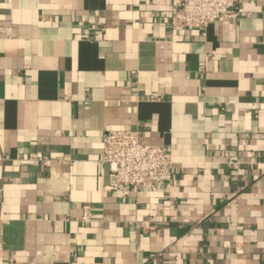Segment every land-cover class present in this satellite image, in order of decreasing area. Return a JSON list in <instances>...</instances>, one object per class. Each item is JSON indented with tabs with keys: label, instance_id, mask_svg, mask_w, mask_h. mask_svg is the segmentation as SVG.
<instances>
[{
	"label": "crops",
	"instance_id": "1",
	"mask_svg": "<svg viewBox=\"0 0 264 264\" xmlns=\"http://www.w3.org/2000/svg\"><path fill=\"white\" fill-rule=\"evenodd\" d=\"M243 6L173 29V0H0V264H264V0ZM133 128L171 148L168 193L105 191L103 134Z\"/></svg>",
	"mask_w": 264,
	"mask_h": 264
},
{
	"label": "built area",
	"instance_id": "2",
	"mask_svg": "<svg viewBox=\"0 0 264 264\" xmlns=\"http://www.w3.org/2000/svg\"><path fill=\"white\" fill-rule=\"evenodd\" d=\"M243 5L244 0H173L170 26L204 29L216 21H238L247 15ZM29 159L41 164L48 157L37 151ZM102 161L109 167V182L104 188L114 197L126 199L134 191L165 194L174 180L171 148L145 142L138 128L105 131ZM89 217L85 210L81 220L87 221Z\"/></svg>",
	"mask_w": 264,
	"mask_h": 264
}]
</instances>
